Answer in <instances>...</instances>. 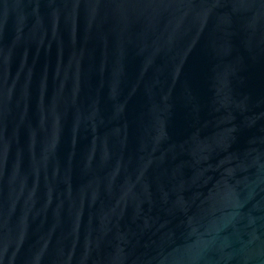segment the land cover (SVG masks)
<instances>
[{"label": "water", "instance_id": "obj_1", "mask_svg": "<svg viewBox=\"0 0 264 264\" xmlns=\"http://www.w3.org/2000/svg\"><path fill=\"white\" fill-rule=\"evenodd\" d=\"M0 264H264V0H0Z\"/></svg>", "mask_w": 264, "mask_h": 264}]
</instances>
